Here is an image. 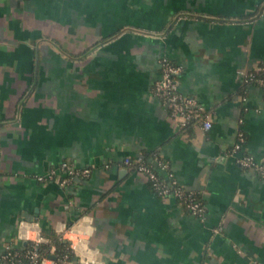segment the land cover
I'll list each match as a JSON object with an SVG mask.
<instances>
[{
	"label": "crops",
	"instance_id": "0c3cea01",
	"mask_svg": "<svg viewBox=\"0 0 264 264\" xmlns=\"http://www.w3.org/2000/svg\"><path fill=\"white\" fill-rule=\"evenodd\" d=\"M164 56L211 128L154 93ZM263 60L264 0H0V253L55 230L78 264H264V176L232 151L242 129L264 161ZM154 150L203 217L123 161ZM63 160L89 175L38 179Z\"/></svg>",
	"mask_w": 264,
	"mask_h": 264
},
{
	"label": "built area",
	"instance_id": "2783aa9c",
	"mask_svg": "<svg viewBox=\"0 0 264 264\" xmlns=\"http://www.w3.org/2000/svg\"><path fill=\"white\" fill-rule=\"evenodd\" d=\"M162 75L154 84V93L162 99L168 109L169 114L178 120L180 125H185L192 119H198L201 127L209 129L213 122L206 111L205 105L199 99L191 94L183 93L179 90L177 74L181 71V66L173 63L168 57L161 58ZM264 68V60L257 69ZM254 69L244 71V82L257 81L264 90V73L256 76ZM245 98V97H244ZM246 135L241 129L238 132L237 140L232 146V151L236 154L237 163L243 168H252L261 172L264 176V161L257 160L251 153L242 152ZM124 163L131 166L136 171L143 173L147 180L152 182L154 191L159 195L175 197L191 213L203 217L206 212V205L201 198H198L196 192L184 186L173 173L168 171L169 163L157 152L150 157L144 153L136 156L127 155L124 157ZM161 170H166L165 175ZM89 167H78L74 163L63 160L57 168H53L46 174L37 175L38 179L45 180L58 175L62 183H69L73 178L89 175ZM48 238L41 237L32 240L31 247L18 249L17 246L9 244L4 251L0 253V264H27L26 259H34L36 264H46L52 261L53 264H72L67 256L59 259L51 258L49 255H41L39 252L40 242L47 241ZM55 245L50 248V254L55 253Z\"/></svg>",
	"mask_w": 264,
	"mask_h": 264
},
{
	"label": "trees",
	"instance_id": "16d2710c",
	"mask_svg": "<svg viewBox=\"0 0 264 264\" xmlns=\"http://www.w3.org/2000/svg\"><path fill=\"white\" fill-rule=\"evenodd\" d=\"M256 76H261L264 73V68L261 69H254L253 70ZM257 83V81H255ZM254 81H246L245 84L249 83H255ZM198 119H192L185 125L181 126L182 131L190 132L193 128V126L198 123ZM154 153H157L154 151H150L145 153L146 157L152 156ZM258 173L261 175V172L258 171ZM149 185L153 188L152 182L148 180ZM154 189V188H153ZM197 197L200 198V196L196 193ZM43 235L48 238L47 241L40 242L39 244V252L41 255H49L50 254V248L52 245H55V255L56 259H59L60 257L67 256L68 260L72 262V264H78L74 262L75 259V252L73 250V247L69 240L65 239L63 237V234L61 232H57L55 230L50 231H43ZM33 241L28 242L26 245H23L21 247H16L18 249H26L28 247H31ZM27 264H36L34 259H26Z\"/></svg>",
	"mask_w": 264,
	"mask_h": 264
},
{
	"label": "water",
	"instance_id": "95a60500",
	"mask_svg": "<svg viewBox=\"0 0 264 264\" xmlns=\"http://www.w3.org/2000/svg\"><path fill=\"white\" fill-rule=\"evenodd\" d=\"M49 256L51 257V258H56V255L55 254H49Z\"/></svg>",
	"mask_w": 264,
	"mask_h": 264
}]
</instances>
